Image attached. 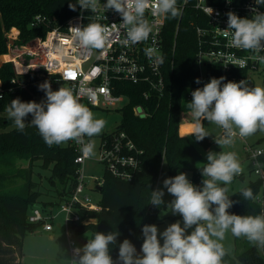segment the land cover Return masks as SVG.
Listing matches in <instances>:
<instances>
[{
	"label": "clouds",
	"instance_id": "clouds-1",
	"mask_svg": "<svg viewBox=\"0 0 264 264\" xmlns=\"http://www.w3.org/2000/svg\"><path fill=\"white\" fill-rule=\"evenodd\" d=\"M77 4L92 13L99 6L98 0H76L68 6L75 11ZM255 4L264 5V0H255ZM103 9L113 10L121 16L122 22L112 25H118L116 32L124 34L120 43L128 46L149 39L153 31L146 16L149 11L164 19L182 16L178 0H107ZM207 9L212 14L213 9ZM251 12V19L228 12L227 27L221 31L228 39V47L250 51L254 59L264 64V55H260L264 52V13L255 7ZM68 31L73 42L84 50L103 51L114 35L108 25L91 17L87 25L70 27ZM144 52L154 63L163 64L164 57L154 46L145 48ZM228 64L243 69L246 60L229 55L224 66ZM225 79L223 76L211 78L202 88L192 91V100L186 103L192 117L188 135L197 142L211 135L203 124L205 120L223 130L214 140L222 151H208L207 162L199 167L202 187L194 185L183 172L163 180V189L174 197L168 202L167 209L173 215L179 214L183 223H171L162 232L155 224L143 225L139 252L126 238L119 244L115 260L110 254V246L117 243L118 231L85 234L87 243L73 249L74 258L69 264H224V258L231 251L223 243L228 233L264 249V213L241 216L228 211L234 201L228 195L227 185L244 169L235 152L223 150L233 145L237 136L246 138L257 131L264 132V87H249L246 80L222 83ZM195 83L200 84V79L197 78ZM38 88L46 97L40 103L22 102L16 98L7 106V116L16 129L23 132L27 126H34L49 147L72 141L80 146L83 158L94 156L92 138L102 133L105 120L96 118L92 110L81 103L80 93L71 87L62 86L53 91L46 80ZM29 115L32 116L30 124L25 122ZM163 189L151 191L150 204L156 207L165 204ZM239 194L245 201L257 199L250 187L242 188Z\"/></svg>",
	"mask_w": 264,
	"mask_h": 264
},
{
	"label": "trees",
	"instance_id": "trees-1",
	"mask_svg": "<svg viewBox=\"0 0 264 264\" xmlns=\"http://www.w3.org/2000/svg\"><path fill=\"white\" fill-rule=\"evenodd\" d=\"M195 1L189 0L181 17L166 20L163 62L166 90L161 98L153 97L150 100V116L139 117L133 112L134 105L145 102L139 91L141 86L120 83L130 101L122 109L123 120L119 127L125 129L137 146L144 150L142 168L132 181L119 180L106 172L101 190L102 209L87 212L97 218V223L78 227L79 233L86 232L88 236L95 232L107 234L118 231L117 243L110 246L114 260L118 257L119 244L126 238L139 252L143 243V225L157 223L160 207L150 204V196L163 159L167 161L169 177L192 171V183L201 187V170L196 166L199 155L188 135L180 129L183 113L189 111L186 103L192 100L188 92L198 86L195 83L199 78L195 27L198 24L206 25L205 16L194 7ZM223 1L211 0L214 4ZM242 1L234 0L236 3ZM70 2L75 4L76 0H0V55L8 51L7 36L13 28L19 30L16 44H25L36 37L45 36L52 26L79 14L81 7L77 4L73 11L68 6ZM84 13L89 17L88 12ZM38 14L45 17V23L33 28L31 22ZM0 79V264H21L24 239L27 234L37 231V225L28 221L29 210L39 203V197L43 194L33 178L34 166L51 173L48 177L49 190L54 189L55 195L52 200H43L42 204L56 205L75 185L78 165L74 161L76 152L70 141L49 147L34 126H27L23 132L16 127L9 128L14 123L8 118L6 108L13 99L40 103L39 96L43 91L39 90L38 85L44 81L32 83L38 80L36 72L17 74L14 63L10 61L0 67ZM31 119L29 115L26 121L30 124ZM25 160L29 161L27 168L11 173L17 161ZM40 173L38 171L37 175ZM16 178H21V185H17ZM245 187L253 190L257 197L255 202L245 201L239 194ZM242 188L228 194L234 201L228 211L241 216L264 213V178L258 177ZM235 241L241 250L237 251L235 257L226 256L224 264H264V249L249 245L245 238H235Z\"/></svg>",
	"mask_w": 264,
	"mask_h": 264
},
{
	"label": "built area",
	"instance_id": "built-area-1",
	"mask_svg": "<svg viewBox=\"0 0 264 264\" xmlns=\"http://www.w3.org/2000/svg\"><path fill=\"white\" fill-rule=\"evenodd\" d=\"M106 2L107 0H98L99 6L95 13L81 9L79 14L72 15L64 22L49 28L45 36L36 37L25 44H16L19 34L14 35L13 51L16 53L13 62L16 73L29 74L30 71H34L38 80L32 83L36 84L49 79L53 91L59 90L62 86L71 87L80 93L81 103L86 104L90 109L115 107L122 112V109L129 103L130 97L122 91L123 86L120 83L126 82L141 86L139 91L142 92L145 102L134 105L133 112L136 116L148 117L152 114L150 100L153 97L161 98L165 94L166 78L163 64H156L150 60L145 55L144 49L154 46L164 57V30L167 19L153 16L149 11L146 16L153 28L149 39L131 46L122 45L120 41L124 39V34L116 32L118 25H112L121 23L122 18L113 10L104 11L103 4ZM188 2L189 0H178L182 13ZM194 7L205 16L206 25L198 24L195 27L198 48L196 63L201 83L188 92L189 98L192 97V91L202 88L211 78L218 79L223 76L226 79L222 83H227L228 81L245 80L248 74L260 73L264 76V64L254 59V54L250 51L228 47V39L221 31L227 27L228 12H233L241 18L251 19V9L255 7L264 13V5H256L255 0H244L240 3L234 0L231 2L224 0L220 4H214L211 0H196ZM207 8L213 9L212 14ZM84 12H88L89 17ZM90 17L101 24L108 25L114 32L111 43L103 51L79 48L68 31L70 27L87 25ZM43 23H45V17L38 14L30 26L37 28ZM12 45L8 46L12 48ZM229 55L245 59L246 66L243 69L232 64L225 67L226 57ZM260 55H264V52ZM24 58L27 62H22ZM44 99L46 97L43 92L39 96V102ZM118 105L120 106L117 107ZM70 142L75 148L74 161L78 165L75 185L60 204L37 203L32 206L29 210L28 221L37 225V231L51 230L53 220L63 213L64 222L58 225L65 228L71 259H73V249L82 248L87 238L86 235H88L86 232L79 233L78 227L96 224L97 218L87 212L102 209L100 201L93 202L87 192L85 174L87 160L94 158L104 166L103 174L93 178L95 188L101 192L106 172L119 180H134L141 171L144 150L137 146L125 129L120 127L101 135L97 144L94 140L96 155L90 158H83L80 146L75 142ZM248 150L255 164V173L264 178V161L262 160L264 148L248 147Z\"/></svg>",
	"mask_w": 264,
	"mask_h": 264
},
{
	"label": "rangeland",
	"instance_id": "rangeland-1",
	"mask_svg": "<svg viewBox=\"0 0 264 264\" xmlns=\"http://www.w3.org/2000/svg\"><path fill=\"white\" fill-rule=\"evenodd\" d=\"M18 34H19L18 29L13 28L8 33L7 38L15 40L14 35H18ZM10 35H12L13 37H11ZM14 47H15V42L13 43L12 48L8 47V51L6 54L0 55V59L3 60L2 62H0V67L5 62H10V61L13 62V60H11V57L16 53L13 51ZM22 62H27V59L24 58ZM245 80L248 82L249 87H255V86L264 87V76L260 73L248 74V77L245 78ZM1 87H2V81L0 79V89ZM119 106L120 105H118L117 107ZM91 110L95 114L96 118H102L106 122L102 133L98 136L93 137L95 143L97 144L99 137L101 135L110 133L119 127V125L122 123L123 116L121 110L116 109L115 107L111 109H104L99 107V108H92ZM191 119L192 117L190 111L183 113V116L181 118L180 129L186 135H188V129ZM25 122L28 123L27 121ZM203 124L211 134L210 136L205 138L206 142L203 141L197 142L193 136L188 135L191 144L193 145V147L195 148V150L199 155V158L196 163L198 169H200L199 167H202V163L207 162L206 153L208 151L210 150L214 152L222 151V148L219 145H217L214 142V140L215 138H218L219 136L222 135L223 130L214 124H208V121L206 120L203 121ZM14 127L15 126L13 124L9 128L12 129ZM248 147H252L253 149L264 148V132L257 131L254 135L246 138H240L239 136H237L234 140L233 145L225 147L223 149L224 151H232L237 154L241 166L244 169L243 173L245 177L244 180H242V176L234 177L232 183L230 185H227V187L229 188L228 194L238 191L243 186L247 185L250 181H254L258 177H260L254 171L255 164L253 159L250 157L251 152L248 150ZM95 155L96 152L94 156ZM28 166H29L28 160L17 161L15 163V168L12 169L11 173H16L18 172V169L27 168ZM33 169H34L33 178L35 181H37L38 185L40 186V189L43 191V194L39 197V203L42 204L43 200H52L55 193H54V189H52V191L49 190L50 184L48 183V177L51 175L50 171L39 169L36 168L35 166ZM38 171L41 172L40 173L41 175H37ZM103 171H104V166L98 163L94 158H90L87 160L85 166V172H86L85 174L87 176L86 177L87 192L89 193L91 200L95 203H98L100 201L102 197V193L95 188L96 184L93 178H95L96 176H101L103 174ZM192 176H193L192 171L187 172V177L190 181ZM200 177H201V187H202L203 176L201 173H200ZM165 178H169V170H168L167 161L163 159L158 180L156 182L155 187L152 190L163 189V180ZM21 182H22L21 178L18 179L16 178L17 185H21L22 184ZM163 190L165 192V195L163 197L165 204L158 209L157 223L155 224L160 232H162L168 225H170L171 223H175L176 221H180L181 224L183 223L182 217L179 214L173 215L167 209L168 202L174 199V197L171 194H168L166 189ZM60 222H64L63 213H60L57 216V218L53 220V225L51 230H39L27 234L23 242V249H22L23 255H22L21 264H69V260H71V253L69 249L65 228L64 226L58 225V223ZM190 231L191 230H189V232ZM223 243L225 244L226 248L231 249L230 254L228 255L229 257H235L237 251L241 250V248L235 241V237H233L231 233H228L226 235V239ZM248 244L252 245L249 242Z\"/></svg>",
	"mask_w": 264,
	"mask_h": 264
},
{
	"label": "water",
	"instance_id": "water-1",
	"mask_svg": "<svg viewBox=\"0 0 264 264\" xmlns=\"http://www.w3.org/2000/svg\"><path fill=\"white\" fill-rule=\"evenodd\" d=\"M7 41L10 43V44H13L14 43V41L12 40V39H8L7 38ZM242 180H244V178H242ZM99 189L101 190V188L99 187ZM84 216V215H83Z\"/></svg>",
	"mask_w": 264,
	"mask_h": 264
},
{
	"label": "bare ground",
	"instance_id": "bare-ground-1",
	"mask_svg": "<svg viewBox=\"0 0 264 264\" xmlns=\"http://www.w3.org/2000/svg\"><path fill=\"white\" fill-rule=\"evenodd\" d=\"M15 30V29H14ZM15 33V32H14ZM11 60H14V55L11 57Z\"/></svg>",
	"mask_w": 264,
	"mask_h": 264
},
{
	"label": "crops",
	"instance_id": "crops-1",
	"mask_svg": "<svg viewBox=\"0 0 264 264\" xmlns=\"http://www.w3.org/2000/svg\"><path fill=\"white\" fill-rule=\"evenodd\" d=\"M1 55H4V54H1ZM242 178H244V179H245V177H244V174H243ZM51 237H53V236H51Z\"/></svg>",
	"mask_w": 264,
	"mask_h": 264
}]
</instances>
